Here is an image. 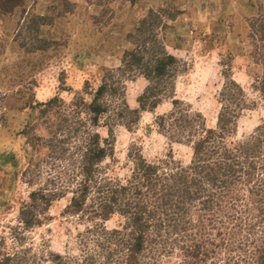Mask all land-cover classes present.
Here are the masks:
<instances>
[{
	"label": "rangeland",
	"instance_id": "rangeland-1",
	"mask_svg": "<svg viewBox=\"0 0 264 264\" xmlns=\"http://www.w3.org/2000/svg\"><path fill=\"white\" fill-rule=\"evenodd\" d=\"M9 2L0 8V258L27 252L35 264H51L47 254L72 251L75 234L88 225L64 212L77 181L62 169L68 163L65 156L78 144V137L65 129L83 118L75 113L76 102H88L103 76L118 67L122 53L142 36L135 30L142 20L143 26L153 25L164 51L178 61V71L171 92L159 96L150 110H139L137 102L147 85L143 77L120 81L123 103L138 114L127 128H96L110 146L101 162L110 174L123 179L135 149L147 162L187 164L190 144L174 142L154 121L175 102L212 129L218 94L228 79L240 86L248 102L236 119L232 140L264 124V101L250 88L264 64V0ZM49 180L60 191L58 197L42 210L38 224L23 228L18 212L30 192L50 188ZM121 222L112 215L103 224L112 229Z\"/></svg>",
	"mask_w": 264,
	"mask_h": 264
},
{
	"label": "trees",
	"instance_id": "trees-1",
	"mask_svg": "<svg viewBox=\"0 0 264 264\" xmlns=\"http://www.w3.org/2000/svg\"><path fill=\"white\" fill-rule=\"evenodd\" d=\"M9 1L0 0V8ZM144 22L135 29L142 36L122 53L118 67L103 76L88 102H76L75 113L83 118L65 132L78 137V144L65 156L62 173L68 171L77 182L64 212L88 225L75 234L72 251L51 252L46 259L51 264H264V124L232 140L236 119L248 107L233 80H226L218 94L212 129L175 102L166 116L155 119L162 134L190 144L187 164L147 162L135 149L123 179L101 166L110 146L96 128H127L138 114L123 103L120 81L143 77L147 85L137 102L139 110H150L159 96L171 92L178 71V61L164 51L153 25ZM250 88L264 101V64ZM49 181L50 188L30 192L18 212L23 228L38 224L42 210L58 197ZM112 215L121 225L107 229L103 223ZM19 253L6 254L0 264H35L27 252Z\"/></svg>",
	"mask_w": 264,
	"mask_h": 264
}]
</instances>
